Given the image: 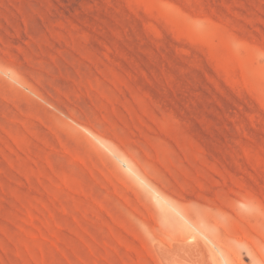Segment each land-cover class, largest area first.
<instances>
[{"label":"rangeland","instance_id":"rangeland-1","mask_svg":"<svg viewBox=\"0 0 264 264\" xmlns=\"http://www.w3.org/2000/svg\"><path fill=\"white\" fill-rule=\"evenodd\" d=\"M191 231L264 264V0H0V264Z\"/></svg>","mask_w":264,"mask_h":264},{"label":"bare ground","instance_id":"bare-ground-1","mask_svg":"<svg viewBox=\"0 0 264 264\" xmlns=\"http://www.w3.org/2000/svg\"><path fill=\"white\" fill-rule=\"evenodd\" d=\"M205 247L206 245L203 244L201 237L194 231H191L186 237L176 239L170 246L166 244L159 245V249L167 264H200L199 259L202 254L203 256L205 255L204 252L207 250ZM225 256L226 264H237L227 254ZM206 259L205 262L208 261Z\"/></svg>","mask_w":264,"mask_h":264}]
</instances>
